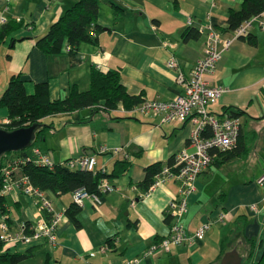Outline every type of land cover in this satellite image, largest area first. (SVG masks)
Returning <instances> with one entry per match:
<instances>
[{"label":"crops","instance_id":"0c3cea01","mask_svg":"<svg viewBox=\"0 0 264 264\" xmlns=\"http://www.w3.org/2000/svg\"><path fill=\"white\" fill-rule=\"evenodd\" d=\"M77 2L0 0V100L16 76L28 95L47 83L52 102L66 99L73 90L89 91L100 78L119 84L127 102L119 100L115 108H106L102 100L91 108L46 117L44 139L25 151L32 155V148H39L64 166L95 156L96 169H106L105 177L118 189L103 196L100 207L90 200L78 206L79 226L66 214L74 205L72 192L47 190L56 210L65 215L58 244L54 248L46 242L18 244L3 252L8 244L1 240L0 254L27 255L20 264H222L226 254L237 251L242 264H264V186L257 183L264 173V29L259 22L250 29L257 45L234 40L208 76L211 86L226 90L208 111L224 116L226 109L241 110L243 149L216 154L198 177L196 191L188 198L189 211L179 223L194 234L205 222L215 221L203 240L155 256H148V251L174 234L178 220L168 210L181 187L169 180L150 191L151 186H144L146 169L167 166L182 151L194 153L190 137L195 126L189 120L164 121V113L135 110L144 101L169 102L183 94L180 74L190 78L205 53L206 36L199 27L209 20L223 42L232 40L228 18L245 0H99L97 25L102 30L94 31L93 26L94 35L80 43L74 56L66 52L69 44L58 54L46 53L38 40ZM197 31L198 36L183 38ZM172 57L178 62L175 69L167 65ZM9 117V110L0 105V128ZM230 155L235 157L227 159ZM125 163L127 170L115 174ZM5 198L0 222L7 223L9 234L40 217L34 198L23 194ZM252 205L258 211L251 210ZM221 211L228 215L225 221H217ZM3 235L0 229V239ZM108 243V251L102 253Z\"/></svg>","mask_w":264,"mask_h":264},{"label":"built area","instance_id":"2783aa9c","mask_svg":"<svg viewBox=\"0 0 264 264\" xmlns=\"http://www.w3.org/2000/svg\"><path fill=\"white\" fill-rule=\"evenodd\" d=\"M3 21H7L2 17ZM258 21L264 29V12L245 21L236 31L233 32V39L222 41L221 32L207 20L199 27V33L206 36V48L204 56L197 62L191 71L190 78H185L180 74L179 81L183 87V94L169 102L144 101L135 110L143 114L164 113V121L177 120L180 122L190 121L195 126L191 133L190 141L195 148L194 153L182 151L175 155L171 164L162 167L158 172L150 187V191L163 185L166 181L176 180L180 184L179 198L170 203L168 214L173 219L178 220L174 225V234L166 236L148 251V256L169 253L174 247L186 245L187 243L199 242L204 239L207 231L215 220L205 222L194 234H189L181 227L179 220L184 218L189 211L188 198L196 191L198 177L215 161V157L220 154L231 153L237 149L242 129V119L225 113L224 116H216L208 111V106L217 102L226 91L221 87H213L208 81L217 68V64L229 50L234 40L247 36L250 33L252 24ZM193 20H188L189 26L193 25ZM94 35V34H92ZM72 50L71 45L66 46V52ZM170 69H175L178 62L172 57L168 62ZM10 123V120L7 124ZM218 153V154H217ZM217 154V155H216ZM31 161L37 166L53 169L55 164L51 157L39 148H32ZM25 164V161H21ZM19 162H7L1 169L0 197L23 194L34 198L39 207L40 217L33 223L23 222L16 234L8 233L6 222H0V229L5 233L1 240L8 244L3 251H9L13 246L22 244L33 246L39 242H46L54 248L58 242L57 232L61 226L64 213L58 212L55 208L49 191H42L34 186L29 176L21 172ZM97 159L95 156H83L77 160L70 161L65 167L71 170L92 172L99 176L97 186L94 191L81 187L72 192L73 202L81 206L85 201H92L97 207L103 203V196L116 191L118 188L105 176L106 169L98 171ZM64 166V164H61ZM257 183L264 186V173ZM251 210L258 211L257 206L252 205ZM230 213V212H229ZM228 215L223 211L217 216V221H225ZM109 246H103L100 251L106 253Z\"/></svg>","mask_w":264,"mask_h":264},{"label":"trees","instance_id":"16d2710c","mask_svg":"<svg viewBox=\"0 0 264 264\" xmlns=\"http://www.w3.org/2000/svg\"><path fill=\"white\" fill-rule=\"evenodd\" d=\"M263 12L264 0H245L240 11L230 12L228 18V31H236L245 21L253 16H258ZM98 17L99 0H78V2L69 9L57 23L51 26L48 33L38 40V44L48 54H58L63 51L65 44H69L71 45L72 50L68 53L74 56L80 43L89 40L90 36H93V32L90 31L93 26L94 31L102 30L97 25ZM6 34L7 31H3V35ZM198 35V31L196 34L188 32L184 34L183 38L188 40L189 38ZM240 39L246 40L252 46L257 45L256 38L250 33H248L247 36L240 37ZM113 75L114 74H112V76ZM101 79L102 78L95 80L89 91L79 92L73 90L66 99L52 102L50 100L47 83L39 84L36 93L28 95L24 82L16 76L10 82L0 100V105L9 110L10 116V123L2 127L7 131H14L35 124L39 125L35 142L32 144V146H34L36 145V141L44 139V125L42 124V120L46 117L91 108L100 104L102 100L106 101L107 104L104 105L106 108H115L119 104V100L127 102L126 96L122 95L124 92L119 84H113L111 78ZM240 111L241 110H234L232 108L226 109V113L238 117L242 116ZM240 140L241 136L239 141ZM29 148L23 151L11 152L3 155L0 160V174L2 167L6 165L8 161L19 162L18 164L21 167V172L29 176L34 186L43 191L50 190L55 193H68L81 187H86L90 191L95 190L99 176H95L92 172L71 170L60 164H57L53 169L37 166L31 161V154L25 153ZM242 149L241 144H238L237 149L233 152L238 151V153H241ZM231 157H235V155H230L227 159H231ZM21 161H25V164ZM127 167V163L122 164V171L120 169L116 171L115 174L125 172ZM162 167L163 166L160 165H154L146 169V178L144 182L146 188H149L152 185L154 176L161 171ZM1 185L2 181L0 180V187ZM5 199V197H0V211L2 212L5 209ZM79 210L78 205L74 203V205L66 212L67 216L74 221L77 226H79V223L76 215L79 213ZM109 244L110 243H108V246ZM2 246L3 243L0 239V251ZM27 258L28 256L24 254H11L7 252L6 254H0V264H20Z\"/></svg>","mask_w":264,"mask_h":264},{"label":"water","instance_id":"95a60500","mask_svg":"<svg viewBox=\"0 0 264 264\" xmlns=\"http://www.w3.org/2000/svg\"><path fill=\"white\" fill-rule=\"evenodd\" d=\"M39 125L7 131L0 128V160L7 153L23 151L32 146L36 139ZM222 264H242V258L237 251L226 254Z\"/></svg>","mask_w":264,"mask_h":264},{"label":"rangeland","instance_id":"374dc122","mask_svg":"<svg viewBox=\"0 0 264 264\" xmlns=\"http://www.w3.org/2000/svg\"><path fill=\"white\" fill-rule=\"evenodd\" d=\"M243 164L244 163H240L239 164V167H244L246 169L247 168V165L244 166ZM23 264H41V262L40 261H37V262L33 261V262H25Z\"/></svg>","mask_w":264,"mask_h":264}]
</instances>
